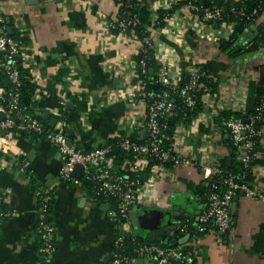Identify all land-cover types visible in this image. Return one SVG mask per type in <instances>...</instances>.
<instances>
[{"label":"crops","instance_id":"1","mask_svg":"<svg viewBox=\"0 0 264 264\" xmlns=\"http://www.w3.org/2000/svg\"><path fill=\"white\" fill-rule=\"evenodd\" d=\"M141 3L151 14L172 10L163 27H151V39L156 60L165 61L173 80L180 83L193 67L202 65L216 82L215 91L203 95L194 120L177 125L174 133L173 150L190 162L152 166L143 172L147 173L143 181L150 186L141 188L133 206L143 225L149 224L151 214L164 211L177 226L185 218H196L203 208L207 191L199 194L198 188L208 186L205 166H220L228 156L225 120L214 118L221 111L247 112L255 106L264 52L247 51L245 45L257 36L261 18L232 41L235 54H228L220 44L232 33L233 24L227 19L214 26L204 24L185 0ZM0 8L22 37V63L35 85L36 115L47 114L57 125L58 100L65 99L66 134L81 151L110 136H144L147 110L136 94L135 56L141 43L130 28L109 27L116 20L115 0H0ZM260 127L258 163L250 185L262 197L235 194L230 230L220 235L210 226L189 237L196 264H264V115ZM33 183L51 194L48 218L55 226L56 244L51 264H110L119 228L108 217L110 209L103 207L109 202L98 203L83 180H63L56 147L30 134H17L12 150H0V206L12 212L0 225V264L38 261ZM129 232L146 239L147 232L132 224ZM173 232L158 242L173 239ZM124 264L156 261L139 255Z\"/></svg>","mask_w":264,"mask_h":264},{"label":"built area","instance_id":"2","mask_svg":"<svg viewBox=\"0 0 264 264\" xmlns=\"http://www.w3.org/2000/svg\"><path fill=\"white\" fill-rule=\"evenodd\" d=\"M136 1L141 2V0ZM185 1L188 8L198 14L200 21L204 24L214 26L225 18V8L222 5L200 3L199 0ZM252 1L254 0H234L228 10L249 20L261 9L258 3L248 10L247 3ZM116 4V20L109 24L112 30L132 28L139 23L136 12L129 13L127 10L121 12L118 9L120 3ZM151 15L153 19L157 17L156 12ZM8 26L7 18L0 8V75L3 74L7 81V83L0 81V150L5 153L12 150V141L20 131L35 133L42 139L50 141L59 153L60 177L63 180L75 183L84 180L90 184L97 199H104V202L109 203L111 202L108 199L115 200V203H111L112 208L108 210V217L119 228L115 244L117 247L122 246L125 236L130 235V209L138 203L141 188L150 186L149 182L141 179V173L146 171L149 162L155 161L153 167L165 165L166 162L176 165H186L190 162L186 156L175 152L173 147L169 150L163 143L165 140L163 130L166 127L164 120L175 115L176 106L171 99V92L179 87L180 83L173 80L167 64L161 61L157 71V82L163 89L147 91L145 89L148 68L146 59L136 61L138 71L136 94L145 102L147 110L144 136L142 138L110 136L102 144L87 151H81L70 142L66 134L67 118L63 116L58 119L57 125L50 126L46 121L37 117L28 105L22 103L18 91L23 81L19 67L22 62H19V55H22L21 44L12 34L6 33ZM262 32L264 34V29ZM140 43L141 47L146 45L153 53L151 34L143 36ZM202 75L201 65H196L190 70L186 83L179 87L178 94L188 108L195 106L194 91L197 86H202L205 94L209 92L207 85L199 83ZM58 105L64 111L67 106L66 100L59 99ZM262 108H264V100L256 108L257 112H260ZM57 112L59 113L58 108ZM258 116L257 114L246 121L236 116H229L224 121L231 143L236 147V158L244 168H248L250 163L258 158L254 138L261 137V129L253 125ZM1 130H4V133ZM115 139H117L116 142ZM115 148H120L126 153L122 161H116L115 157L110 155ZM132 157L134 160L131 162ZM77 164L83 167V174L80 178L72 175ZM22 166L28 167V162H23ZM222 172L223 170L218 165L205 166L203 176L209 186V192L203 208L197 219L185 218L176 226L173 233L176 232L177 237L185 234L193 237L207 232L210 226L222 235L231 227V204L235 194L262 197L260 192L249 186L244 173L223 175ZM215 175H217L216 178H214ZM36 196L37 198L39 196L40 200L36 207L35 231L42 240L37 248L38 261L36 264H51L56 252L55 226L48 219L51 195H42L37 191ZM11 215L10 209H0V225ZM187 242L188 240L185 243ZM137 251L139 255L155 260L156 264H172L173 260L178 259L187 261L186 264H196L192 259V251H185L180 246L164 248L155 243H144L138 245ZM122 261L126 263L129 260L119 255L111 260L110 264H123Z\"/></svg>","mask_w":264,"mask_h":264},{"label":"trees","instance_id":"3","mask_svg":"<svg viewBox=\"0 0 264 264\" xmlns=\"http://www.w3.org/2000/svg\"><path fill=\"white\" fill-rule=\"evenodd\" d=\"M234 0H199L200 3H205V4H217V5H222L225 8V19L228 21L232 22L233 27H232V33L230 35V38L228 41H222L221 48L223 51H226L228 54H235L233 52L234 45H233V40H236L239 35H241L246 29H248L252 24L256 22L258 18H261L259 24H260V29L258 31V34L256 37L253 39L247 41V44L245 45V49L247 51L250 50H256V49H261L264 52V34H263V29H264V1L258 2V0H254L250 3H247L248 10H250L252 7H255L258 3L261 5V9L258 11V14L255 15L253 18L247 20L246 18H243L241 16L235 15L231 13L228 10V7L233 3ZM116 3H120L118 6V9L120 11L127 10L129 13L136 12L139 17V23L133 26L131 29L133 30L134 35L138 40H140L143 36H147L151 34V27L153 28H159L163 27L165 25V20L170 16L172 10H158V15L156 18H152V15L150 13V10L148 9L147 6L142 5L141 2L136 1V0H115ZM117 31V30H114ZM19 33L13 31L12 36L19 42L21 43L22 37L18 36ZM22 52V51H21ZM145 58L146 59V64H147V76H146V87L145 89L147 91H159L163 89V87L157 82V71L159 68V63L156 60L154 54L152 53L151 50L148 49V46L142 45L141 49L139 50L138 54L135 56L136 61H139L140 59ZM22 61V55H19V62ZM20 70H21V78L23 79L21 87L18 89L20 93V99L23 104H26L29 106V108L32 110V105H33V92L35 85L33 82L28 79V71L23 67V64L21 62V66L19 65ZM201 69L203 71V75L199 80L200 84L207 85L209 88V92H213L216 89V82H214L210 76V73L207 71V69L201 65ZM150 70H152V73L150 74ZM188 80V76L184 77V79L180 82L179 87L183 86L186 81ZM0 81L2 83H7L6 78L3 74L0 75ZM179 87H177L174 91L171 92V99H173V102L176 106L175 108V115L171 116L167 120H164L166 123V127L163 130V133L165 134V140L163 141L164 146L167 147L169 150L172 149V141H173V136L176 130L177 125L181 123H188L190 122L193 118H195L196 114L201 110L202 107V97L205 94L203 87L202 86H197L194 95H195V106L194 108H188L186 107L182 99L180 98L178 94ZM264 100V64L260 67V76L258 80V89H257V97H256V103L255 106L247 112H228V111H221L217 117L214 118L215 122H221L222 120H226L229 116H236L239 118H242V120L246 121L249 120L252 117H255L257 114L259 115L258 118L255 119L254 122V127L260 130V121L262 116L264 115V108L261 109L260 112H257L256 108L262 103ZM81 110H84L83 104L80 106ZM58 110L59 113L57 114L58 119L61 117L67 118V113H68V108L66 106L65 110L62 111L61 107L58 105ZM34 113V112H33ZM35 114V113H34ZM36 115V114H35ZM37 116V115H36ZM38 117V116H37ZM40 118V117H39ZM19 135H25V134H30L36 138H41V136L35 134V133H30L26 131H20L18 132ZM260 137H255V147L258 144ZM117 139L114 141L116 142ZM113 141V142H114ZM226 146L229 149L228 156L224 159V161L221 162L220 167L223 170L222 174H233V173H244L245 174V179L247 180V183L250 185V180L252 179V168L253 166L258 163V158L256 160H253L250 163V166L248 168H244L241 162L236 158L237 153H236V147H234L231 143L230 138L225 140ZM87 151V150H86ZM110 155L115 157L116 161H122L126 157V153L120 148H115L112 150ZM227 158H230V162L227 163L226 160ZM155 163V161L149 162L148 168L146 169L145 172L148 173L152 165ZM166 165L171 164L170 162H166ZM147 173H141V179L143 180L144 177H146ZM217 175H215L214 178H216ZM84 181V180H83ZM84 183L88 184L86 181ZM91 188V186H90ZM199 194L205 193L207 191V194L209 192V186H200L198 188ZM40 192V194H50L48 191H45L41 188V186L33 183V193L36 198V204H38V200H40L39 196L37 198L36 192ZM51 195V194H50ZM110 200L111 203H115L113 199H108ZM104 199H99L98 203L103 202ZM50 203L49 202V207H48V215L50 211ZM37 206V205H36ZM0 209L4 210L7 209L6 207L0 206ZM37 215V213H36ZM190 220H195V217L189 218ZM51 223L52 221L49 220ZM36 224H37V218H36ZM35 224V228H36ZM39 237V245L41 244V236L37 234ZM173 238L178 239L181 236L176 235V232L173 233ZM148 242L144 238L140 237H135V236H129L126 235L124 238V242L122 246L117 247V245H114V255L112 260L115 257H118L119 255H122L123 257L127 258L128 260L139 256L137 247L139 244H144ZM156 245H159L164 248L168 247H182L185 251L191 250L189 245L187 243L183 244H177L174 245L169 241L166 242H155ZM193 262H195L193 260ZM124 264V261H122ZM187 261L183 259H178V260H173L172 264H186Z\"/></svg>","mask_w":264,"mask_h":264},{"label":"water","instance_id":"4","mask_svg":"<svg viewBox=\"0 0 264 264\" xmlns=\"http://www.w3.org/2000/svg\"><path fill=\"white\" fill-rule=\"evenodd\" d=\"M7 21L9 22V19H7ZM6 33L10 35L13 34V29L11 26H8ZM151 73H152V70H150V74ZM37 116L41 117L44 121H46L48 125L50 126L54 125V120L49 118V115L40 113ZM1 132L4 133V130H1ZM82 174H83V167L82 165L77 164L73 170L72 175L74 177L80 178ZM103 207L106 209H111L112 205L109 203H104ZM199 213H200L199 211L196 212L197 216ZM197 216L195 219H197ZM129 217H130L131 224L134 226V228L139 227L147 232L146 241L148 243H155V242L166 239L167 236L176 227L173 220L168 219L164 211L151 214L150 215L151 218L148 221L149 224L147 225H143L141 223L140 218L136 216V212L133 210V208L130 209ZM189 237H190L189 234H185L178 239H175V238L170 239V242L174 245L183 244L189 239Z\"/></svg>","mask_w":264,"mask_h":264},{"label":"flooded vegetation","instance_id":"5","mask_svg":"<svg viewBox=\"0 0 264 264\" xmlns=\"http://www.w3.org/2000/svg\"><path fill=\"white\" fill-rule=\"evenodd\" d=\"M176 228V227H175Z\"/></svg>","mask_w":264,"mask_h":264}]
</instances>
